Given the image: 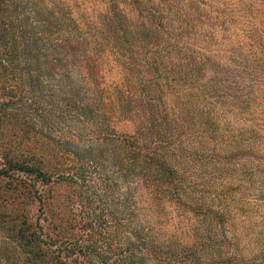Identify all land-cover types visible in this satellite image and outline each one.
<instances>
[{"label": "trees", "instance_id": "trees-1", "mask_svg": "<svg viewBox=\"0 0 264 264\" xmlns=\"http://www.w3.org/2000/svg\"><path fill=\"white\" fill-rule=\"evenodd\" d=\"M228 2L0 0V264H264L219 210L264 161L230 118L258 102L264 16ZM241 34L252 74L208 54Z\"/></svg>", "mask_w": 264, "mask_h": 264}, {"label": "rangeland", "instance_id": "rangeland-1", "mask_svg": "<svg viewBox=\"0 0 264 264\" xmlns=\"http://www.w3.org/2000/svg\"><path fill=\"white\" fill-rule=\"evenodd\" d=\"M221 0H215L216 6L219 4ZM228 6L230 3L235 5L233 1L236 0H228ZM243 1V0H241ZM249 2V4L257 5L255 12L259 11L262 13V16H264V0H246ZM248 5V4H247ZM247 5L238 6L235 5V8L233 11L235 12H243L248 9ZM227 12V9L225 10V13ZM264 18V17H263ZM262 24L259 25V29L264 31V19L260 18ZM221 33V32H220ZM219 33V34H220ZM235 31L233 32V36ZM224 34H227L225 32ZM239 36V35H238ZM241 34L239 38L241 40H238L237 38L231 37L226 38L220 36V41H223L222 45H219L217 47H214L213 49L209 50L208 54L212 56V58L217 62H219L221 65H228L231 64V67L237 68L241 67L243 65H247L248 72L252 74L254 71H256V68L253 64H251V60L249 59V56H252L255 52L247 47V44L250 42L244 41L245 37ZM264 36V34H263ZM260 39V43L264 44V39ZM243 40V41H242ZM245 43L242 45V43ZM213 50V51H212ZM256 54V53H255ZM261 61V59H260ZM121 78V76L114 74L113 76H108L104 78L103 84L108 83L110 80L111 82H116ZM257 89L252 93L251 95L256 99H258V102L253 103V105L250 108V111L245 113L243 115L241 112L230 115V118L232 120V127L235 131V136L238 134V130L243 134L248 132L249 130H255L257 131L259 135L258 143H255L253 145L254 155L256 157L262 156L264 160V77L263 79L260 78L257 82ZM253 92V91H252ZM49 102L45 101V104H48ZM252 109V110H251ZM119 130H125V129H132V125L130 123H122L121 125H118ZM226 140L218 141L217 148H220L224 145ZM251 148V147H249ZM261 158V157H260ZM242 167H238L239 169V175H241ZM245 175H251L254 177V180L250 183H242V185L238 186L237 179H234L233 181L229 183V190L233 192V196L231 197V205L227 208L220 207L219 210L223 211L225 214V221L227 222L226 228L228 229L227 235L229 236L230 240H234L237 243V247L233 246L235 249L241 253L245 252L249 246L254 245V240L258 238L257 232H264V227L262 225V220L264 218V161L263 165L260 167L257 166V163H250L248 169L245 171ZM256 176V177H255ZM257 179V181H256ZM217 187V186H215ZM170 214H174L171 208L169 209ZM174 223L175 225H179L178 221L175 219L168 220V223L165 227V231L167 233L173 232L174 227L171 225V223ZM259 226L261 225L262 228H256L254 229L255 225ZM252 229V232H249L250 230L246 229ZM188 233V230H182L180 232L179 237H185L184 233ZM187 238V237H186ZM188 240V239H186ZM260 240V239H259ZM233 242V241H232ZM240 247V248H238ZM232 247H230L231 250Z\"/></svg>", "mask_w": 264, "mask_h": 264}]
</instances>
